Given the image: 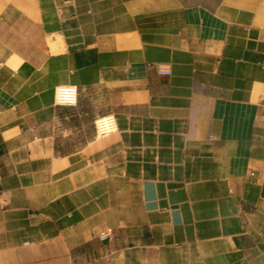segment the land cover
I'll return each instance as SVG.
<instances>
[{"label":"crops","instance_id":"1","mask_svg":"<svg viewBox=\"0 0 264 264\" xmlns=\"http://www.w3.org/2000/svg\"><path fill=\"white\" fill-rule=\"evenodd\" d=\"M0 264H264V0H0Z\"/></svg>","mask_w":264,"mask_h":264},{"label":"built area","instance_id":"2","mask_svg":"<svg viewBox=\"0 0 264 264\" xmlns=\"http://www.w3.org/2000/svg\"><path fill=\"white\" fill-rule=\"evenodd\" d=\"M161 75H169L170 72L167 69H162L159 71ZM59 93L61 95V100H57L56 96V101L59 105H66V106H73L75 105L76 101V88L75 87H60L59 88ZM58 94V90H57ZM99 120H105L99 129V126H97V121L95 122V128H96V133L100 137H104L110 133H112L115 130L113 120L111 118H102Z\"/></svg>","mask_w":264,"mask_h":264},{"label":"bare ground","instance_id":"3","mask_svg":"<svg viewBox=\"0 0 264 264\" xmlns=\"http://www.w3.org/2000/svg\"><path fill=\"white\" fill-rule=\"evenodd\" d=\"M59 90V89H58ZM57 100H59V95H57ZM105 120H98L97 121V126H99V129H100V126L101 124L104 122Z\"/></svg>","mask_w":264,"mask_h":264}]
</instances>
